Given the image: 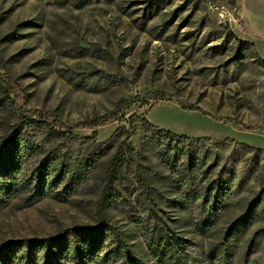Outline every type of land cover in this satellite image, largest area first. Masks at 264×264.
<instances>
[{
  "label": "rangeland",
  "instance_id": "rangeland-1",
  "mask_svg": "<svg viewBox=\"0 0 264 264\" xmlns=\"http://www.w3.org/2000/svg\"><path fill=\"white\" fill-rule=\"evenodd\" d=\"M243 4L0 0V150L14 126L34 119L45 124L25 133L39 150L21 157L33 185L46 155L93 164L70 192L63 179L32 203L22 192L0 208V248L104 217L145 264L154 262L146 236L156 222L187 240L196 264H221L215 249L251 212L233 238L232 264H264V50L245 34ZM156 128L201 138L218 153L208 178L225 162L233 167L232 194L214 224L203 225L202 198L192 202L160 158L154 140H167ZM120 145L126 161L101 214ZM199 176L197 193L207 179Z\"/></svg>",
  "mask_w": 264,
  "mask_h": 264
},
{
  "label": "trees",
  "instance_id": "trees-1",
  "mask_svg": "<svg viewBox=\"0 0 264 264\" xmlns=\"http://www.w3.org/2000/svg\"><path fill=\"white\" fill-rule=\"evenodd\" d=\"M262 62L264 64V59ZM44 124L34 119L24 120L4 136L3 147L0 150V208L6 206L19 193L28 192L27 200L32 203L48 194L56 182L64 179L65 189L70 192L86 179L93 165L89 158L73 167L66 155L55 157L54 154L46 155L41 160L36 174V185H33V178L24 176L21 157L24 154L34 155L39 150L36 144L26 137L25 132L30 127ZM156 130L162 132L167 140L165 145L159 138L154 140L160 158L169 168L181 175L192 202L202 198L200 204L205 211L203 225L214 224L218 214L226 208L231 197L232 183L235 179L233 167L225 162L212 178H208L209 174L219 166L220 161L218 153L207 147L203 139L190 138L160 128ZM177 144L186 146L179 148ZM193 145L197 146L196 150ZM241 148L248 147L242 144ZM213 156L214 161L208 164ZM125 161L126 151L120 145L112 158L99 204L101 214L114 195L116 178ZM199 175H204L207 179L202 183L201 191L197 193L193 190V185ZM250 213L242 215L233 223L225 240L215 249L214 258L218 259L219 263L232 264L235 254L233 238L249 221ZM147 233L146 241L154 259L153 264H196L190 254L187 240L172 229L156 222ZM0 264L145 263L133 254L123 235L101 217L97 225L73 227L54 237L6 243L0 248Z\"/></svg>",
  "mask_w": 264,
  "mask_h": 264
},
{
  "label": "crops",
  "instance_id": "crops-1",
  "mask_svg": "<svg viewBox=\"0 0 264 264\" xmlns=\"http://www.w3.org/2000/svg\"><path fill=\"white\" fill-rule=\"evenodd\" d=\"M243 21L248 40L264 50V0H245Z\"/></svg>",
  "mask_w": 264,
  "mask_h": 264
},
{
  "label": "built area",
  "instance_id": "built-area-1",
  "mask_svg": "<svg viewBox=\"0 0 264 264\" xmlns=\"http://www.w3.org/2000/svg\"><path fill=\"white\" fill-rule=\"evenodd\" d=\"M239 1L245 2V0H239Z\"/></svg>",
  "mask_w": 264,
  "mask_h": 264
}]
</instances>
